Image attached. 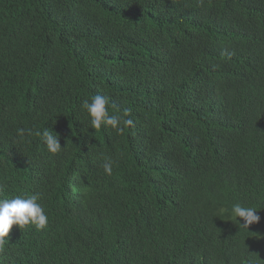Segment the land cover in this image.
I'll return each instance as SVG.
<instances>
[{
	"label": "trees",
	"instance_id": "obj_1",
	"mask_svg": "<svg viewBox=\"0 0 264 264\" xmlns=\"http://www.w3.org/2000/svg\"><path fill=\"white\" fill-rule=\"evenodd\" d=\"M33 194L0 264H264V0H0V199Z\"/></svg>",
	"mask_w": 264,
	"mask_h": 264
},
{
	"label": "clouds",
	"instance_id": "obj_2",
	"mask_svg": "<svg viewBox=\"0 0 264 264\" xmlns=\"http://www.w3.org/2000/svg\"><path fill=\"white\" fill-rule=\"evenodd\" d=\"M110 101L107 97L102 95H93L91 101H83L81 107L86 110L91 127L100 129L102 125L111 126L117 132H123L125 127L134 126L133 120L127 118L131 115V109H123V115H110L108 105ZM31 129H18L17 135L24 137L32 135ZM35 135L41 137L46 145L47 150L52 154L61 152L58 134L54 133L48 128H44ZM115 162L111 159H106L102 167L107 175H112L113 164ZM38 194H33L27 197L16 196L10 199H0V251H3L5 244L8 242L6 239L10 229L15 224L19 228L26 225L34 224L37 229H43L48 224V216L45 213L44 207L38 203ZM257 210L252 206H245L241 203H235L230 209L231 215L236 219L241 218L243 221L242 227L247 229L249 225L259 222L260 216ZM238 223V222H237Z\"/></svg>",
	"mask_w": 264,
	"mask_h": 264
}]
</instances>
